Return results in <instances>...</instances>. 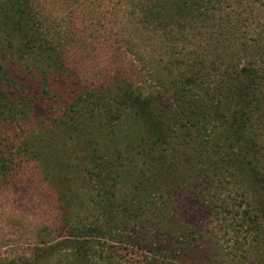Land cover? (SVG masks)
<instances>
[{"label":"rangeland","instance_id":"374dc122","mask_svg":"<svg viewBox=\"0 0 264 264\" xmlns=\"http://www.w3.org/2000/svg\"><path fill=\"white\" fill-rule=\"evenodd\" d=\"M29 1L62 43L72 75L55 79V97L35 98L30 131L23 123L0 127V149L14 158L0 167V264H62L54 250L67 228L87 230L85 264H264V109L253 118V152L229 140L240 120L229 126L197 92L195 124L181 127L177 139L191 133L195 142L175 144L160 164L144 143L146 128L118 101L140 91L178 106L184 41L126 15L120 0ZM11 5L0 0L4 43ZM205 65L203 83L211 87L224 64ZM20 70L27 92L41 96L35 75ZM78 93L75 123L59 122ZM169 108L163 118L172 127L185 123ZM122 225L123 237L109 235Z\"/></svg>","mask_w":264,"mask_h":264},{"label":"trees","instance_id":"16d2710c","mask_svg":"<svg viewBox=\"0 0 264 264\" xmlns=\"http://www.w3.org/2000/svg\"><path fill=\"white\" fill-rule=\"evenodd\" d=\"M11 1L12 5L4 15L6 43L0 38V127L23 123L24 129L30 131L33 126L28 124L29 112L36 105L35 98L55 97L57 94L52 87L55 79L60 76L69 78L72 68L67 62L62 43L49 36L46 22L34 12L32 3L29 0ZM120 1L126 15L151 22L153 29H160L165 38L175 42L183 40V48L188 47L186 54L179 60L185 67L180 76L182 81L175 82L183 86H180L181 92L173 93L181 98L180 103L175 98L178 106L169 108L171 104H166L162 95H154L152 92L126 91L118 101L120 106L130 107L133 115L144 125L147 134L144 143L148 150L155 152L160 164L165 163L175 144L188 146L195 142L194 137L191 141L187 139L191 133L180 141L177 139L181 127L195 124L200 108V102L195 101V94L200 91L210 102L213 112L226 119L229 126L236 119L242 123L239 128H234L229 140L239 147L240 143L249 144L254 152L258 132L251 126L254 125V116L256 118L258 112L261 114L264 109V103L260 101L264 93V0ZM225 55L228 57L226 64L223 63ZM209 60L217 62V66L218 63L224 64V67L218 66L221 70L220 78L211 87L203 83L201 72ZM22 66L35 75L41 96L27 92L26 79L20 70ZM80 97L81 93H78L69 101L61 114L67 116V119L60 118L59 122L73 126L75 116L71 113L76 112L74 105ZM167 107L174 112L176 120L185 117V123L178 119L179 127L178 124L172 127L163 118ZM107 110L112 109L107 107ZM51 119L56 120L58 117ZM7 157L0 149L2 169L8 168L14 159ZM262 217L264 219V215ZM133 222L137 224L136 220ZM127 223H131L130 220ZM124 226L110 230L109 235L123 237ZM67 229L63 231L67 233L59 240V247L54 252H58L59 259H64L62 264H85L86 246L91 239L86 234L87 230ZM79 231H82V236L76 239L70 236V233L74 236ZM68 244L74 245L72 253L67 252ZM44 247L41 248L45 250ZM20 264H28V261L24 259Z\"/></svg>","mask_w":264,"mask_h":264}]
</instances>
